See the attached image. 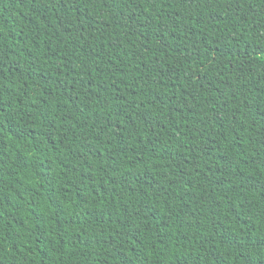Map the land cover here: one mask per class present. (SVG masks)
Returning <instances> with one entry per match:
<instances>
[{
	"label": "trees",
	"instance_id": "16d2710c",
	"mask_svg": "<svg viewBox=\"0 0 264 264\" xmlns=\"http://www.w3.org/2000/svg\"><path fill=\"white\" fill-rule=\"evenodd\" d=\"M0 264H264V0H0Z\"/></svg>",
	"mask_w": 264,
	"mask_h": 264
}]
</instances>
